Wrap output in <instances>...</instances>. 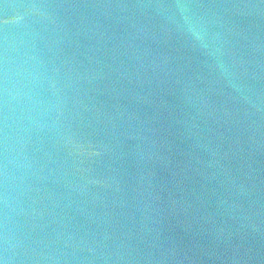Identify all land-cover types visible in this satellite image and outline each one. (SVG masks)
I'll return each mask as SVG.
<instances>
[{
  "label": "water",
  "instance_id": "water-1",
  "mask_svg": "<svg viewBox=\"0 0 264 264\" xmlns=\"http://www.w3.org/2000/svg\"><path fill=\"white\" fill-rule=\"evenodd\" d=\"M0 264H264V0H0Z\"/></svg>",
  "mask_w": 264,
  "mask_h": 264
}]
</instances>
